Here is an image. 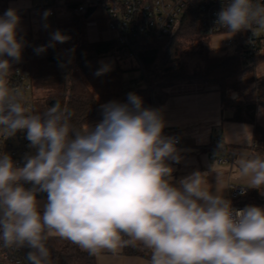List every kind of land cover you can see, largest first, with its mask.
<instances>
[{
    "label": "clouds",
    "instance_id": "9594fccd",
    "mask_svg": "<svg viewBox=\"0 0 264 264\" xmlns=\"http://www.w3.org/2000/svg\"><path fill=\"white\" fill-rule=\"evenodd\" d=\"M222 3L218 26L234 34L264 28L261 0ZM19 24L14 9L0 16V129L9 137L26 130L35 152L25 156L23 167L0 155L3 247H26L29 264H51L47 240L54 233L90 255L141 242L151 251L150 264H264V208L233 209L199 172L174 185L165 161L179 162L175 140L162 135V115L143 108L136 94L128 95L131 106L102 105L104 118L95 128L71 124L72 113L59 102L27 114L20 93L8 86L12 61L22 55ZM66 39L52 34L54 41ZM106 71L104 66L96 75ZM238 165L247 188H264V156L242 155ZM38 192L47 194L42 209Z\"/></svg>",
    "mask_w": 264,
    "mask_h": 264
},
{
    "label": "trees",
    "instance_id": "16d2710c",
    "mask_svg": "<svg viewBox=\"0 0 264 264\" xmlns=\"http://www.w3.org/2000/svg\"><path fill=\"white\" fill-rule=\"evenodd\" d=\"M199 4L200 0H195L190 5L173 35L145 41L138 53V70L144 87L130 93L141 100L154 98L162 104L169 97V89L177 85L198 86L199 89L191 90L197 92L218 91L223 107L235 110L234 121L255 126L256 147L262 151L264 130L255 125L254 105L243 103L230 83L245 71V63L237 55H212L211 40L199 28ZM76 5L72 3V9ZM57 31L67 38L65 42L40 39L32 33L18 34L23 43L22 55L19 62L12 61V69L19 68L27 73L33 90L39 89L47 96L43 104L34 102L32 114H42L59 102L61 109L67 108L72 113L70 123L85 128L89 123L102 122V105L116 102L131 106L129 93L124 87L125 70L118 67L96 75L102 56L119 54L117 41L89 42L86 20L76 14L68 23L58 26ZM41 46L45 50L38 54L36 49ZM5 59L11 60L7 56ZM257 100L264 105V91L259 93ZM46 196L44 193L40 197ZM235 205L257 206L258 201L246 196L237 200ZM47 247L51 264H97L95 255L54 233L49 236ZM125 249L131 253L143 250L131 243Z\"/></svg>",
    "mask_w": 264,
    "mask_h": 264
},
{
    "label": "crops",
    "instance_id": "0c3cea01",
    "mask_svg": "<svg viewBox=\"0 0 264 264\" xmlns=\"http://www.w3.org/2000/svg\"><path fill=\"white\" fill-rule=\"evenodd\" d=\"M72 3L76 2L62 5ZM8 9L10 8L1 9L0 16ZM14 10L20 18L18 34L32 33L40 39L52 38V34L57 32V27L68 23L75 14L63 11L55 17H49L40 12L39 8L32 9L25 4ZM83 17L86 20L89 42L116 41V34L108 30L101 10H94L88 18ZM158 111L165 122L162 135L180 140L177 146L179 162L173 159L165 161L173 168L174 185L179 186L181 179L199 172L202 174V180L206 182L205 186L209 187L212 193L216 192L218 186L226 199H229L231 186L250 187L247 179L241 176L238 160L242 155L264 156V150L260 151L256 147L253 154H249L257 142L255 126L234 121L235 110L223 107L218 91L169 92V97L162 104H158ZM228 150L240 151V154L232 158L228 156ZM222 158L228 161L221 162ZM248 189L249 199L258 201L257 207L264 208V188ZM131 244L142 247L143 250L131 253L125 246L115 252L103 250L99 255H95L97 264H150L151 251L141 242Z\"/></svg>",
    "mask_w": 264,
    "mask_h": 264
},
{
    "label": "built area",
    "instance_id": "2783aa9c",
    "mask_svg": "<svg viewBox=\"0 0 264 264\" xmlns=\"http://www.w3.org/2000/svg\"><path fill=\"white\" fill-rule=\"evenodd\" d=\"M38 8L43 10L49 17H55L59 13L74 12L85 16L89 9H99L104 13L108 30L116 34L119 47V55L122 58L138 61V53L146 40H161L173 35L190 5L195 0H86L77 3L72 9L71 4L61 5L59 0H36ZM228 0H224L226 4ZM264 2V0H261ZM223 7L222 0H200L198 7L199 28L207 37H222L223 49L226 54L237 55L245 64H254L264 58V28L253 26L252 29L232 33L218 26L217 13ZM18 70V71H17ZM8 86L15 94L20 93V102L28 110L27 114L33 113L34 101L30 97L33 85L27 75L21 69H12ZM128 92V85L124 83ZM145 99V98H144ZM142 107L158 110V103L153 100H142ZM180 140H175V146ZM30 142L26 139V130L18 131L14 136H7L0 129V155L8 154L17 166L23 167L25 156L34 154L35 150L29 147ZM256 145L250 151L253 154ZM228 156L234 158L240 151L228 150ZM228 159L222 158L221 162ZM26 189L33 188L32 183H24ZM244 188L245 195H241ZM249 189L243 186H231L229 200L233 209L241 210L244 207L236 206L235 202L248 196ZM44 194L38 192L37 198ZM28 248H6L2 246L0 251V264H29L26 259Z\"/></svg>",
    "mask_w": 264,
    "mask_h": 264
},
{
    "label": "rangeland",
    "instance_id": "374dc122",
    "mask_svg": "<svg viewBox=\"0 0 264 264\" xmlns=\"http://www.w3.org/2000/svg\"><path fill=\"white\" fill-rule=\"evenodd\" d=\"M60 4H66L70 2H86V0H59ZM25 4L29 8L38 9V4L36 0H0V10L9 7L11 9H17ZM43 12V10H39ZM38 11V12H39ZM77 15V14H76ZM210 46L212 49L213 56H220L226 54V50L223 49L222 37H212L210 41ZM5 58V57H4ZM99 68L107 66L108 71L117 69L118 67L126 72L123 74L124 83L128 85V93L135 89L144 87V83L141 80V71L138 70V61L134 59L122 58L119 54H107L102 56L98 62ZM134 81L133 83L131 81ZM237 92L236 96H240V100L243 103H253L254 105V116L255 125L259 130H264V105H262L257 99L259 93L264 91V58L257 61L254 64H245V71L239 76L233 78L230 82ZM198 86L191 85H177L169 89L170 93H175L179 91H190L197 90ZM30 97L33 101H38L43 104L47 98L46 93L41 90H34L30 92ZM145 97L143 100H148ZM154 98H152L153 100ZM100 122H92L85 126L89 128H95V126ZM256 194H258L256 192ZM258 196V195H257ZM40 202L41 209L44 203L47 201L46 197L37 198Z\"/></svg>",
    "mask_w": 264,
    "mask_h": 264
},
{
    "label": "water",
    "instance_id": "95a60500",
    "mask_svg": "<svg viewBox=\"0 0 264 264\" xmlns=\"http://www.w3.org/2000/svg\"><path fill=\"white\" fill-rule=\"evenodd\" d=\"M95 9H89L88 10V12H87V14L85 15V18H88L92 13H93V11H94Z\"/></svg>",
    "mask_w": 264,
    "mask_h": 264
}]
</instances>
